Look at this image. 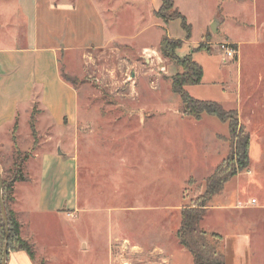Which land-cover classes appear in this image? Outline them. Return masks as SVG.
<instances>
[{"label": "rangeland", "instance_id": "obj_1", "mask_svg": "<svg viewBox=\"0 0 264 264\" xmlns=\"http://www.w3.org/2000/svg\"><path fill=\"white\" fill-rule=\"evenodd\" d=\"M125 1L130 5L124 0L114 2L116 21L112 23L111 16L107 19L119 34L136 35L121 41L128 46L59 56L61 73L79 98L77 133L66 132L59 139L62 149L77 158V210L38 218L34 224L36 264H154L158 261L152 252L155 247L166 250L174 264H192L174 235L179 210L196 201L205 178L225 159L228 126L207 115L199 121L182 116L169 82L181 68L159 52L139 53L143 47L159 45L164 36L183 42L180 21L158 22L145 14L144 3ZM179 1L191 21L190 44L200 39L205 16L213 14L212 22L222 21L216 33L208 30L193 49L192 59L204 74L200 84L186 91L197 100L220 103L225 110L238 108L239 121L250 134L249 167L230 179L222 197L210 204H228L226 198L234 200L238 195L242 203L254 199L257 208H262L210 210L202 227L210 233L243 215L254 224L255 246L264 250V0ZM228 39L239 45L240 74L236 59L230 63L219 49ZM6 41L0 38V45ZM199 46L203 48L198 50ZM223 90L234 102L223 101ZM13 136L22 150L1 151L0 172L6 179L15 171L11 162L30 157L44 140L41 127L36 131L34 126V135L30 134L26 118L18 120ZM189 179L192 182L187 186Z\"/></svg>", "mask_w": 264, "mask_h": 264}, {"label": "crops", "instance_id": "obj_2", "mask_svg": "<svg viewBox=\"0 0 264 264\" xmlns=\"http://www.w3.org/2000/svg\"><path fill=\"white\" fill-rule=\"evenodd\" d=\"M2 1L6 3L0 4V30L4 31L0 38L7 41L3 43L4 45H0V154L1 151L12 152L14 149L15 151L20 149L17 137L15 143L12 139L13 132H17L20 118L27 119L31 134L29 121L33 115L35 129L37 131L38 127H41L44 138L34 150L32 149V155L22 162L21 170L27 181L14 183L11 203V210L20 224L21 237L34 247L36 238L34 224L37 220L60 216L65 214L64 211L77 210V158L75 154L62 149L63 145L59 139L66 132L73 135L77 133L79 98L77 89L62 78L59 56L68 53L84 55L92 50H104L117 45L128 46L121 41L134 39L136 35L125 37L109 26L110 22L107 18L111 16L112 23L117 18L118 8L114 9V2L117 0ZM132 1L136 4V0ZM138 1L144 3L147 9L145 14L163 23L155 17L162 0ZM125 2L130 5L129 1L124 0V4ZM182 5L179 0H174L175 9L186 22H189L191 28L188 13ZM213 16L211 14L203 18L204 25L201 28L200 39L193 44L189 41L191 36L183 40L182 46L176 51L179 57L187 55L192 57L193 49L204 37H207ZM217 22L216 30L222 24V21L217 20ZM224 42L236 47V70L239 73V45L229 39ZM158 46L143 47L139 53L149 51L155 55ZM151 61L147 60L146 63ZM203 74L202 68V76ZM221 94L223 101L234 102L233 97L225 90ZM234 110L240 116L238 108ZM55 134L56 139L53 137ZM3 165L4 163H0L1 172ZM18 187H23L25 191L19 192ZM221 195L222 192L215 197L220 198ZM225 200L228 204L222 205L218 201L211 206L210 202L204 217L210 210L241 212L262 209L251 204L254 199H251L250 203H242L238 195L234 200L227 198ZM203 222L204 218L201 227ZM221 225L222 229L213 228L210 232L219 234L223 238L222 253L225 264H264V250L255 246L252 236L254 224L250 220L242 215L238 219L233 218L228 221L227 226ZM217 227L220 228L218 225ZM86 246L82 244L83 248ZM260 246L262 247V244ZM152 252L158 257V261L154 264H174L166 250L155 247ZM6 264H36V262L25 251H16L8 254Z\"/></svg>", "mask_w": 264, "mask_h": 264}, {"label": "trees", "instance_id": "obj_3", "mask_svg": "<svg viewBox=\"0 0 264 264\" xmlns=\"http://www.w3.org/2000/svg\"><path fill=\"white\" fill-rule=\"evenodd\" d=\"M155 17L167 24L173 20H179L181 28L185 32V38L191 36V28L185 18L175 9L174 0H162L161 7L155 13ZM182 46V41L162 37L158 52L162 58L174 62L181 72H176L169 79L170 89L179 98L178 112L182 116L199 121L202 115L216 118L228 126V153L212 174L205 178L203 192L196 201L189 206H182L179 210V226L175 232L178 244L185 249L192 258V264H225L222 253L223 238L221 235L206 232L201 227V222L207 207L212 199L219 195L224 185L237 174L246 170L250 164L249 144L250 134L245 125L238 119L236 110H225L220 103L202 101L191 97L186 87L198 85L202 79V68L190 55L179 57L176 51ZM202 46L198 47L202 49ZM65 82L71 83L62 75ZM30 129L34 135V118L30 117ZM13 141L15 139L13 136ZM21 162H14L15 171L10 178L2 177V200L8 224L7 256L10 252L25 251L35 261L33 245L20 236V224L14 212L11 210L13 202V185L18 181H27V177L21 171ZM20 161V160H19ZM192 180H188L189 186ZM5 228L0 214V264L2 262V248L4 243ZM39 264H43L40 261Z\"/></svg>", "mask_w": 264, "mask_h": 264}, {"label": "water", "instance_id": "obj_4", "mask_svg": "<svg viewBox=\"0 0 264 264\" xmlns=\"http://www.w3.org/2000/svg\"><path fill=\"white\" fill-rule=\"evenodd\" d=\"M218 22L215 19L209 26L210 31L212 33H216V28H217ZM60 153V151H58ZM0 214L2 221L4 223V228H5V236H4V243H3V248H2V262L1 264H6L7 262V240H8V224H7V218L4 210V205H3V200H2V177H1V172H0Z\"/></svg>", "mask_w": 264, "mask_h": 264}, {"label": "built area", "instance_id": "obj_5", "mask_svg": "<svg viewBox=\"0 0 264 264\" xmlns=\"http://www.w3.org/2000/svg\"><path fill=\"white\" fill-rule=\"evenodd\" d=\"M219 49L222 52V56L225 60L232 61L237 57V50L234 49L230 44L223 43L219 45ZM251 204H255V201L252 200ZM71 215H68L70 217Z\"/></svg>", "mask_w": 264, "mask_h": 264}, {"label": "bare ground", "instance_id": "obj_6", "mask_svg": "<svg viewBox=\"0 0 264 264\" xmlns=\"http://www.w3.org/2000/svg\"><path fill=\"white\" fill-rule=\"evenodd\" d=\"M148 52H149V51H148ZM148 52H147V53H148ZM145 55H146V54H145ZM153 55H154V54H153ZM153 58H154V57H153Z\"/></svg>", "mask_w": 264, "mask_h": 264}]
</instances>
